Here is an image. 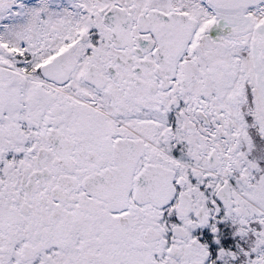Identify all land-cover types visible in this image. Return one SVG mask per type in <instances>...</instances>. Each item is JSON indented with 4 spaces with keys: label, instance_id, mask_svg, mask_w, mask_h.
I'll use <instances>...</instances> for the list:
<instances>
[{
    "label": "snow or ice",
    "instance_id": "6c2138e0",
    "mask_svg": "<svg viewBox=\"0 0 264 264\" xmlns=\"http://www.w3.org/2000/svg\"><path fill=\"white\" fill-rule=\"evenodd\" d=\"M0 264H264V0H0Z\"/></svg>",
    "mask_w": 264,
    "mask_h": 264
}]
</instances>
